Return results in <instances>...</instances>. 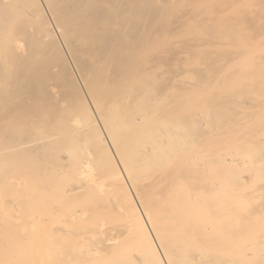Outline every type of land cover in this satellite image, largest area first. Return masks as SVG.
Segmentation results:
<instances>
[{
	"label": "bare ground",
	"instance_id": "1",
	"mask_svg": "<svg viewBox=\"0 0 264 264\" xmlns=\"http://www.w3.org/2000/svg\"><path fill=\"white\" fill-rule=\"evenodd\" d=\"M0 264H264V0H0Z\"/></svg>",
	"mask_w": 264,
	"mask_h": 264
}]
</instances>
